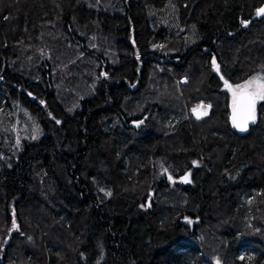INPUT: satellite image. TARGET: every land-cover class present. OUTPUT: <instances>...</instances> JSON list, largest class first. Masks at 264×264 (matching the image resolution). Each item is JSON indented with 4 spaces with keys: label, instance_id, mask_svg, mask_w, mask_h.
<instances>
[{
    "label": "trees",
    "instance_id": "16d2710c",
    "mask_svg": "<svg viewBox=\"0 0 264 264\" xmlns=\"http://www.w3.org/2000/svg\"><path fill=\"white\" fill-rule=\"evenodd\" d=\"M261 8L0 0V264H264V99L239 131L226 91L264 81Z\"/></svg>",
    "mask_w": 264,
    "mask_h": 264
},
{
    "label": "snow or ice",
    "instance_id": "6c2138e0",
    "mask_svg": "<svg viewBox=\"0 0 264 264\" xmlns=\"http://www.w3.org/2000/svg\"><path fill=\"white\" fill-rule=\"evenodd\" d=\"M257 15H264V8L257 10ZM243 23V22H242ZM213 67H216V61H212ZM232 92V124L233 127L240 131L247 129L248 122L255 119L254 106L257 99H264V83L244 84L236 88H232L231 85H226ZM203 108L204 106H198ZM197 116V119L201 118L202 115H206V110L198 111L193 110ZM187 180V177H185ZM110 194V193H109Z\"/></svg>",
    "mask_w": 264,
    "mask_h": 264
},
{
    "label": "rangeland",
    "instance_id": "374dc122",
    "mask_svg": "<svg viewBox=\"0 0 264 264\" xmlns=\"http://www.w3.org/2000/svg\"><path fill=\"white\" fill-rule=\"evenodd\" d=\"M215 69L217 70V66L215 67ZM252 83L253 85L256 84V83H264L263 79L261 77H256V78H253L247 82H245L244 84H248V83ZM181 83L182 84H185L186 83V79L183 78L181 80ZM242 84V85H244ZM241 86V85H239ZM238 87V86H236ZM235 87V88H236ZM227 93L228 95H230V105H231V108H232V92L229 90V88H227ZM262 99H257L256 103L255 104H258ZM194 109H198V110H201V111H204V110H207L205 107L203 108H199V107H195L192 109V111ZM24 116L27 118H25L24 120H22L21 124H17L15 126L16 130H15V133L17 135V139L19 138H26V139H30L32 138L33 140H36V139H39L41 137V133L37 132L36 131V128L35 126L32 124L29 116L25 115ZM137 121H132L131 123H136ZM139 123V122H138ZM140 124H136L135 127H138ZM160 176L163 177L166 181V183L170 186L171 189H174L176 187L177 184H179V182H181V180H179V177H176L174 176L173 174H171L170 171L166 170L165 168H161L160 169ZM186 174H184V176L182 177V179L184 180ZM147 207H149V204L147 203L146 204ZM181 223L185 226V227H189L191 228L194 224V221L188 217H184L181 219Z\"/></svg>",
    "mask_w": 264,
    "mask_h": 264
},
{
    "label": "water",
    "instance_id": "95a60500",
    "mask_svg": "<svg viewBox=\"0 0 264 264\" xmlns=\"http://www.w3.org/2000/svg\"><path fill=\"white\" fill-rule=\"evenodd\" d=\"M258 16H260V15H258ZM173 61H175V60H173V59H170V58H166L165 60H161L160 62L161 63H170V62H173ZM254 114H255V107H254ZM231 117H232V108H231V110H230V114H229V119H230V121H231V123H232V119H231ZM252 121L253 120H250L249 122H248V125H247V128L251 125V123H252ZM136 125V123H131L130 124V126H135ZM233 125V124H232ZM237 129V128H236ZM237 130H239V129H237ZM240 131V130H239Z\"/></svg>",
    "mask_w": 264,
    "mask_h": 264
},
{
    "label": "flooded vegetation",
    "instance_id": "af4514ba",
    "mask_svg": "<svg viewBox=\"0 0 264 264\" xmlns=\"http://www.w3.org/2000/svg\"><path fill=\"white\" fill-rule=\"evenodd\" d=\"M197 110H198V109H197ZM198 111H201V110H198ZM185 177H187V180H185V179L182 180L181 184H182V183H183L184 185H185V184H188V182H189V176L186 175ZM185 177H184V178H185Z\"/></svg>",
    "mask_w": 264,
    "mask_h": 264
}]
</instances>
